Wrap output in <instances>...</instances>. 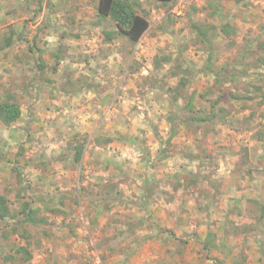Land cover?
<instances>
[{"label": "rangeland", "instance_id": "rangeland-1", "mask_svg": "<svg viewBox=\"0 0 264 264\" xmlns=\"http://www.w3.org/2000/svg\"><path fill=\"white\" fill-rule=\"evenodd\" d=\"M36 1L28 0L31 13L23 15L25 19L21 21L29 26V32L21 38L25 36L24 39L30 42L42 33L37 25L40 15L35 14L38 10L34 7ZM96 3L97 0H76L68 18L53 12L56 23L52 27L55 29L47 33L45 41L62 38L63 42L70 43L71 49V57L58 66V73L54 75L58 83L50 85L51 94H57L59 98L57 86L62 88L63 83L71 81L74 84L71 87L79 89L86 79L92 80L96 92L89 99L76 97L73 113L70 116L62 113L63 119L49 117V113L62 109L52 105L40 111L42 116L37 114L34 127L22 125L11 129L0 126V182L8 185L11 204L17 203L16 194L20 190L24 191V200L33 204L36 200H57L58 194H67L70 206L66 210L71 209L67 218L42 210L55 227L62 222L65 227L57 238L42 237L40 243L37 238L41 231L30 236L24 227L10 240L0 239V264H115L116 253L127 246L137 244L145 248L141 236L146 234L156 239L162 236L164 239L161 240L170 244L167 252L163 249L168 244L159 241L164 259L167 254L172 257L171 252H174L176 262H179L180 254L176 250H185L193 241L192 244L205 249L206 255L200 257L201 264H208L207 259L211 264H259L258 256L252 262L249 255L242 253L244 245L258 250L257 240H264V227L259 223L251 224L259 214L255 200L264 203V189L258 191V199L253 197L233 207H229L230 201L240 198L243 193L237 192L232 198L228 195L231 188L245 189L247 183L255 182L256 176H264L262 144L250 145V133L256 136L264 132V106H259L264 97V69L246 70L252 77L243 78L242 73H238L239 79L235 82H225L224 78L220 80L221 77L217 80L210 72L226 66L235 68L240 54L250 44H264V0H175L169 4L141 0L142 12L151 27L137 44H131L123 36L106 43L97 27ZM48 20L51 24L52 19ZM61 21L64 23L60 24ZM195 22L230 23L236 27V34L231 37L221 34L212 42L214 48L210 52L196 39L191 26ZM64 25L70 29L64 30ZM42 34L39 37L44 38L40 39L43 42L46 36ZM63 34H67L66 37ZM230 42L235 44L229 45ZM163 58L167 60L162 62ZM156 61L162 62L159 70L154 68ZM173 74L177 76L173 77ZM0 76V87L5 92L3 73ZM182 77L190 80L185 91L194 93L195 111L192 113L180 110V101L176 103L170 91ZM257 87L262 90L253 91ZM220 89L223 93L221 107L225 108L226 114L212 123L185 122V119L209 113L208 101L217 98ZM210 91L212 94L208 95ZM229 93L242 98H230ZM88 102L90 108L85 105ZM170 118L175 120L176 136L168 144ZM14 131L21 132L20 139H26V143L13 145L10 136ZM87 131L102 139L113 137L119 143L115 152L113 149L106 151L101 155L102 160L96 159L93 166L87 159L82 162L84 169L97 168L98 175L107 169L108 175L103 176V180L113 187L112 199L115 198L111 201L110 211H101L102 206L92 199L96 197L99 182L80 175L77 168L82 164L69 162L70 152L59 157L63 167L74 172L67 177L58 175L61 167L57 158L48 157L52 155L51 150H55L49 142L68 139L67 144L56 147L61 151V147L69 146L73 136L78 135V139L91 136ZM189 150L198 154V158H185L183 152ZM235 154H238L237 158H233ZM151 156H155L154 159ZM185 172L200 174L198 182L189 191L184 188L189 182L188 177L177 175ZM244 172L251 173L249 178ZM143 180L146 181L143 183ZM58 184L68 185L70 189L60 192L51 189ZM143 192L146 193L144 200ZM204 194L208 197L202 198ZM209 198L214 199L210 207L207 206ZM11 210H15V205ZM84 215L91 218L92 225H83L81 218ZM78 224H82L79 227L85 233H77ZM229 229L234 238L225 237ZM163 230L167 233H160ZM242 230L247 231L246 242L238 235ZM213 232L220 239L206 238ZM217 240L224 257L211 255L205 248V245L209 246L208 242L217 244ZM20 245L30 247L31 262H5L1 254H9ZM129 258L124 264H132Z\"/></svg>", "mask_w": 264, "mask_h": 264}, {"label": "crops", "instance_id": "crops-1", "mask_svg": "<svg viewBox=\"0 0 264 264\" xmlns=\"http://www.w3.org/2000/svg\"><path fill=\"white\" fill-rule=\"evenodd\" d=\"M68 1L69 0H37L34 3L35 4L34 7L38 8L36 12L39 13L40 15V17L37 19V22H38L37 25L40 27V31L43 33L41 34L45 35L46 38L42 42L40 39H44V38L43 37L40 38L39 36L41 34H39V36L38 35L34 36L33 42H30L27 39H24L25 36L21 38L22 35H26L29 32L28 30L29 26L26 25V22L25 21L21 22L22 20L25 19V17L22 18L23 15L31 13L29 12V9H28V7H31V6H28V0H0V75L2 73L4 75L2 83L4 85L3 89L5 88V92H3L0 87V102H2L5 99V97L10 91H13L17 95V102L20 105L21 110H22V116L18 122H16L15 124L11 126H6L2 122H0V126L7 127V128L9 127L11 129L15 128L16 126H22V125H26V126L30 125L34 127V125L35 126L37 125L36 124L38 120L37 114L39 113L40 114L39 116H42L40 111L46 110L48 106H52V105H57L58 108L62 107L61 110H57V111H54L53 113L52 112L49 113V117L53 118V120H56V116L61 117L62 113L63 115L70 116L71 113H73L72 107H73L74 101L76 100V97L86 96L88 98L90 95L96 92V91H87V92L77 94V95H75V93L71 94L69 92L71 91V89L65 85L68 81L65 84L64 83L62 84L63 85L62 88L58 86L56 87L58 89V95H61L59 98L56 96L57 94H51L50 92V87H51L50 85L51 84L53 85L54 82L58 83V80H55L54 78V75L58 73V66L61 63L62 64L65 63L64 60H68L71 57V54H69L71 53V49H69L70 43L68 41H67L68 43L63 42L64 39L62 38L60 39V38L53 37L52 41L48 40L51 42L47 43L45 41L47 40V36H48L47 33L55 29L52 27V24L56 23V20H54L53 18V12L57 11L58 14L65 16V18H68V16L70 15V12H69L70 8L68 5L69 4ZM36 3H38V5ZM97 5H98V0L96 3V7ZM48 19H52L51 24L49 23L50 20ZM59 23L63 24L64 21H61ZM69 29L70 27L68 25H64V30H69ZM12 33H15V34L13 35ZM66 35L67 34H63L62 36L66 37ZM9 38H12L10 44L7 43V39ZM54 39L56 40L58 39V41H55ZM60 46L64 48V58H61L60 60L57 61L56 58L54 57V54L57 52V49ZM41 63H45L50 67L56 66L57 70L56 71L51 70L49 71L48 74L43 76L39 73V70L36 68V65L41 64ZM26 80H28V82H26ZM30 81H32V84H29ZM38 84H40L41 86H38ZM29 101H30V104H29ZM85 105L88 108L91 107V104L89 102ZM262 106H264V104ZM86 107L84 106V108ZM61 119L63 118L61 117ZM64 119H68V118H64ZM88 133H90L91 136L89 137L87 136V138H89L88 146L85 149L83 159H87L88 163L93 166L96 159L102 160L101 155H103L106 151L113 149V152H115L114 150L119 143L117 144V142H115V138L111 137L114 139L111 143L99 145L96 143V138H98L99 136H95L94 132H88ZM21 135L22 134L19 131L12 133L10 136L11 137L10 142L13 143V145L17 143H21L20 146L23 143H26V139L21 141L20 139L22 137ZM254 135H255L254 133L253 134L250 133V136H251L250 145L260 143L262 144V147L264 149V139L262 140L258 139V137ZM237 137L240 138L241 136L238 135ZM99 138L102 139L101 137ZM64 143L67 144L68 139H66L65 141H62V139L61 140L55 139L49 142V145H52V149H55V150H51L52 155L51 156L49 155L48 157L57 158V164L59 165V168L61 167L58 170V175L59 176L64 175L65 177H67L69 173L73 171H70V169H65L63 167V163H61L62 159L61 158L59 159V157L64 154H68L69 152H70L69 155H71L73 151L69 149L67 145L61 147V151L59 150V148H56V147H60V145ZM249 153H250V157H252L251 152ZM154 157L155 156H151V158L153 159ZM234 157L237 158L238 154L233 155V158ZM68 161L71 162L70 160ZM72 164L74 165V163ZM77 169L80 171V175L84 174L86 175L87 179H90L92 181H98L99 182L98 185L108 183L107 180H103L104 179L103 176L108 175L107 174L108 171L106 168H105L106 171L104 172V174L102 173L100 175H98L95 172L97 171V168L93 167L94 170H92V168L84 169L83 164L81 167ZM228 173H231V171H228ZM250 175L251 173L244 172L245 177L247 176V178H249L248 176ZM254 180H255L254 183H250V184L247 183L245 189L244 187L231 188L228 198L236 197L237 192H242L243 194L240 198L236 200H231L229 207H233L236 204L238 203L240 204L241 202H244V201L247 202L248 200L253 199V197H255V199H258V191L260 189H264V176H261V178L256 176ZM145 181L146 180H143V183ZM62 186H65V187H62ZM51 189L54 190L55 192L56 191L60 192V191H67L68 189H70V187H68V185L58 184V185L53 186ZM78 189L80 192L81 188L78 187ZM254 193H257V194H254ZM66 195L58 194V198L60 196H65L66 198L65 202H66L67 208H69L70 203H67V202L68 200H70V198L68 199L67 198L68 196ZM72 202L71 204L73 206ZM79 202L78 204L81 205V202L80 203ZM70 210L71 209H69V211ZM69 211L67 210V212ZM85 213L87 214V212ZM81 219L83 221V225L86 227L93 224L91 218L87 217L86 215H84V217H82ZM79 225L82 226V224H78L77 233L79 234L85 233V232H82L83 228L81 229ZM160 233L166 234L165 232H160ZM211 233H209V236L208 235L206 236L208 240L210 238L212 239L213 237H216V239L218 238L220 239V236H218L216 232H213V234ZM88 237L90 238L91 236H88ZM141 238L143 240V244H146V247L144 248L143 246H140V245L127 246V248L126 249L124 248L123 251L121 252L119 251L116 253L115 257L117 258H115L116 259L115 264H124L125 261L129 257H130L129 260L132 262V264H198V262H200L201 264L200 257L202 255H206V252L205 253L203 252L205 250L204 248L200 249V247L196 246V244L195 245L192 244L193 241H190V243L188 242L189 244L187 243L189 247L185 246L186 247L185 250H182L181 248L176 250V252L180 254L179 262L178 261L176 262V255H175L176 253L171 252L172 257H170L167 254V258H166L167 263H166V259H164L163 257L164 254L161 252V248H159L160 247L159 241H162L161 243L165 245L168 244V246L165 249H163V250L167 249V252H168V249H170L169 247L170 244L168 242L166 243V241L161 240V238H163L162 236H158L156 239V237L151 238L149 234H146V235H142ZM208 244L209 246H208V249L206 250H210L211 255H216V256L222 255V257H224V254H221V249L219 247L218 240H217V244L214 241L210 243L208 242ZM252 249L249 248L248 250L244 251L245 254L249 255V260L254 262L255 256H258L257 261L259 262V264H264V256H261L259 252V247H258V250L256 248L255 250H252ZM186 259H188L189 262H187ZM207 260H208V264H211V262H209L210 259H207ZM224 264H227V263H224Z\"/></svg>", "mask_w": 264, "mask_h": 264}, {"label": "trees", "instance_id": "trees-1", "mask_svg": "<svg viewBox=\"0 0 264 264\" xmlns=\"http://www.w3.org/2000/svg\"><path fill=\"white\" fill-rule=\"evenodd\" d=\"M157 2L163 3V4H169L174 3L175 0H155ZM76 0H69V12H71L75 7ZM97 16H98V22L97 27H99V31H101V37L106 43H111L118 37H126L127 40L131 44H137L143 36L146 34V32L150 29L151 23L149 22L147 16L142 12V3L141 0H98L97 5ZM37 14V12L35 13ZM192 30L195 33L196 39L199 41L200 44L205 46V48L212 52L214 45L212 42L219 38L221 34L227 37H231L236 34V27H234L230 23H225L221 25H212V24H205V23H193ZM109 28H112L113 30H109ZM13 35L15 33H12ZM78 37V36H77ZM12 38L7 39V43L10 44ZM234 42H230L229 45H234ZM264 52V44H250L248 49H245L239 56V60L237 62V66H241L239 69L236 66L235 68H232L231 66H226L222 68V70H219L215 72L212 70L210 73L214 75V77L223 79V81H229V82H235L239 79V74L241 77H252V74L248 75V71H257L258 69H264V55H260ZM259 54V55H257ZM212 55V54H211ZM54 57L56 60H60L61 58H64V48L60 46L57 49V52L54 54ZM209 61H211L212 56L208 58ZM253 59V60H251ZM156 60V59H155ZM166 61L167 59L163 58L162 62ZM162 62H154V68L159 70L161 68ZM210 66V65H209ZM237 67V68H236ZM36 68L39 70V73L43 76L49 73V71L53 70L56 71V66H48L45 63L37 64ZM246 70H248L246 72ZM239 73V74H238ZM177 74H173V77H176ZM86 83H82V85L79 87V89H74L71 86H74V84L71 81H68L65 85L68 86L71 91H69L71 94L77 95L81 94L87 91H95V85L91 82L92 80L86 79ZM190 80H187L185 77H182L179 81V83L176 86H173L170 91L174 94V101L178 103L180 101V110H189V112L195 111V106L193 105V98L194 93L191 95L188 93L186 88L190 84ZM31 82H29L30 84ZM261 91L262 88L257 87L254 88L253 91ZM212 94V91L209 92L208 95ZM264 95V94H263ZM205 97V96H203ZM223 97V93L221 92V89L219 90V96L217 98H213V100H209V113L205 115H198L193 116L191 118L185 119V122L188 124L192 121L198 122V124L201 123H207V122H213L215 120H219L221 116L226 114L225 108L221 107V99ZM229 97L233 99L241 100L242 96L235 94V93H229ZM224 99V98H223ZM247 100H251V98H248ZM264 104V97L261 99L259 106H262ZM250 110V109H249ZM252 113V112H251ZM251 117L253 116V113L250 114ZM22 116V110L20 105L17 102V95L13 91H10L5 99L0 102V122H2L6 126H11L19 121V119ZM177 117V116H176ZM174 118L169 119V123L171 125L170 127V136L167 140V143L170 144L171 140L176 136V129L174 128ZM258 139H264V132H259L256 134ZM114 139L113 138H106V139H100L99 137L96 138V143L99 145L108 144L111 143ZM88 146V138L87 136L83 137L82 139H78V135H75L72 137V140L69 143V149H71L73 152L70 155V158L67 160H70L74 164H82L83 155L85 152V149ZM194 151H184L183 156L187 159H194L198 158V154L194 155ZM179 177L187 176L189 182H187L184 185V188L186 191H189L193 185H195L199 178L200 174L198 172H185L177 174ZM20 181L21 178H20ZM19 181V182H20ZM212 182V180H210ZM97 194L96 197H92L94 201H97L98 204H100L103 209V211H110L111 201L113 194V187L107 186V184H100L97 186ZM109 187L112 188L110 191ZM86 191V190H85ZM112 194V196H111ZM10 189L8 185L2 184L0 182V239L1 240H10L12 235H15L20 228H25L30 233V236L33 232L40 230V238H37V242H41V238H57L60 235V232H62V229H64V222L60 224V226L55 227L54 223H51L49 218L42 213V210H46L47 212L56 215V216H62L67 218L69 215V212H67V205L65 202V196H60L59 199H51V200H36L33 203H31L28 200H24V191L20 190L16 194L17 203L11 204L10 199ZM144 195H146L145 192H143V200ZM208 197L206 194L202 195V198ZM213 197V196H212ZM215 198V197H213ZM213 198H209L207 201V206L213 205ZM257 206L259 207V214L256 217L255 222H251V224L255 225L260 224V226L264 227V203L259 202L258 200H255ZM15 205V210H11V206ZM101 207V208H102ZM141 220L140 222H142ZM230 223V222H228ZM125 226L128 224L125 223ZM28 226L29 228H27ZM254 227V226H253ZM129 228V227H128ZM228 228V226H227ZM253 229V228H252ZM251 229V230H252ZM133 230L131 229L130 232ZM164 232V230H163ZM263 232V230H262ZM167 233V231H165ZM238 233V232H236ZM264 234V232H263ZM239 236L244 239L243 242L247 241V231L242 230L240 231ZM232 230L229 229L225 232V237H228V239L234 238L232 237ZM253 237V236H252ZM213 237L212 239H214ZM225 239L224 240H228ZM259 244V252L261 256H264V240H261L260 238L257 240ZM223 243V247H224ZM137 246V244H136ZM205 248L208 249V246ZM249 246L244 245L243 253L244 251L248 250ZM3 255V259L5 262H12V261H19L21 263H30L33 254L30 250V247L28 245H20L18 248H15V250H12L9 254H1ZM261 260V259H260Z\"/></svg>", "mask_w": 264, "mask_h": 264}]
</instances>
